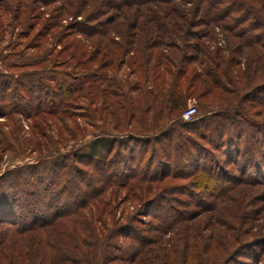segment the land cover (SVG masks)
Listing matches in <instances>:
<instances>
[{"label": "rangeland", "instance_id": "1", "mask_svg": "<svg viewBox=\"0 0 264 264\" xmlns=\"http://www.w3.org/2000/svg\"><path fill=\"white\" fill-rule=\"evenodd\" d=\"M240 1L226 0L222 7L228 9L231 6L233 9ZM77 12L81 17L75 16ZM245 12L249 11H232L227 17L234 23ZM12 14L16 15L15 19ZM258 16L259 13L252 10L247 14V20L239 24L237 29L245 28L244 37L264 35L263 24L249 32L250 25ZM157 17L162 19V24L163 20L169 22L166 28H170L174 36L166 35L160 44L147 49L146 53L152 51L156 56L161 50L160 45L163 48L160 52L166 54L178 53L175 48L164 49L168 45L177 44L183 50L179 49L180 53L169 65V71L164 70L163 64V69L159 68L160 64L156 68L153 58L150 64V68L154 67L152 73H161L155 83L152 78L147 79L151 71H145L144 58L133 63L130 52L121 50L120 57L112 53L106 58L101 54L92 57L95 53L93 46L100 39L123 44L125 40L138 39L141 33L142 43L156 44L162 40L156 35ZM221 26L212 18L205 0H170L166 3L0 0V80L3 83L0 91V175L5 170L32 164L36 160H67L70 163L75 160L72 154L79 147L78 154L88 155L89 150L98 148V155H101L109 143L99 144L98 136L115 140L109 159L117 154L118 160L121 153L127 154L131 149L135 155L133 168L138 164L143 168L146 164L151 165L153 171L161 161L165 163L163 156L156 153L160 147L154 136L158 137L161 131L174 127L173 121L181 118L189 105L196 107L193 118L225 107L224 103L211 102L212 94L201 95V82L207 80V76L199 79L200 87L194 82V87L184 90L194 74L204 75L201 71L206 72L213 66L216 69L212 72L214 76L225 71L224 74L232 75L237 71L234 65L237 61L239 68L243 63L246 67L245 58L241 59L246 51L239 54L233 50L240 39ZM93 30L103 32L105 36L94 34L88 38L85 33ZM197 44L202 46L197 62L181 61L180 54H197ZM216 53L218 55L214 57ZM105 61L107 65L99 68L98 64H105ZM181 66L188 68V73L178 79ZM37 76H43V81L56 97H43V110L38 114L22 113L20 109L14 111L19 108V102L30 99L31 96L20 98L21 95H29L28 87L36 93L37 89L27 83V78ZM79 81L83 83L82 87L72 97L62 99L58 87L73 82L76 85ZM246 90L235 92L233 89V94H225L223 98H231L237 93L240 96ZM54 98L57 102L49 103ZM250 109L252 118L264 120V107L257 105ZM245 124L243 122L244 127L249 128ZM181 132L209 149V156L200 162L221 161L236 182H232L230 187L218 188L217 192L221 189L223 196H214L209 188H195L189 178L181 176L190 168L192 160L180 158L179 161L170 160V170H174L178 177L168 176L163 182L146 184L131 191L123 187L108 188L102 197L107 210L112 212L105 215L102 237L106 240L112 228L128 223L136 238L124 233L108 239L110 244L115 243L120 249L111 251L127 260L113 259L106 264H264V168L249 160H237L238 165L227 164L225 160H219L223 157L219 150L212 149L198 134L186 129ZM75 165L86 169L80 163ZM115 166L119 170L124 168L121 161ZM123 170L129 171L127 168ZM166 198L170 200L167 205L186 212L183 217L187 218L163 229L157 218V209L145 208L144 202L151 200L152 204L162 206L168 201ZM240 242L249 244L237 246ZM19 243L27 244L23 249L29 253L36 246L31 245L28 238ZM25 259L17 261L28 264ZM0 262L6 264L4 259ZM35 264L41 262L35 259Z\"/></svg>", "mask_w": 264, "mask_h": 264}, {"label": "trees", "instance_id": "2", "mask_svg": "<svg viewBox=\"0 0 264 264\" xmlns=\"http://www.w3.org/2000/svg\"><path fill=\"white\" fill-rule=\"evenodd\" d=\"M124 1L131 3L135 0ZM138 1L170 2V0ZM258 1L241 0L233 9H231V6L227 9L222 7L226 0H205L208 3L212 18L221 24L224 30L231 32L234 37L240 39L233 50L236 49L239 54L246 51V53L243 52L245 55L241 57V59L245 58L246 67L243 63L239 68V62L237 61L234 63L237 71L232 75L224 74L225 71L224 73L221 72L219 76H214L212 72L216 69L213 66L206 72L205 70L201 71L205 73L204 75L202 73L194 74L184 90L194 87V82L197 87H200L199 79L202 80V77L207 76V80L204 79L201 82V95L212 94L211 102L224 103L225 107L221 106L218 111L190 120H182L178 117L173 121L174 127L161 131L158 137L154 136V141L160 147L156 150V153L163 156L165 163L161 161L153 171H151V165L146 164H144V167L142 166L143 168H140L141 164L133 168L135 155L131 149L128 150L127 154L121 153L118 160H116L117 154L112 155L109 159L115 140L112 138L107 140L103 138L105 136H98L99 144L104 146L109 143V147L101 155H98V152H100L98 148L97 150H89L88 155L86 153L78 154L81 148L79 147L72 154L75 160L70 163L67 160H36L32 164H22L15 166L14 169L5 170L0 175L2 177L0 178V260H6V264H20L21 262L18 263L17 260L25 258L26 262L28 260V264H35V259L41 264H106L113 259L127 260V258L123 259L124 256L117 257L118 254L115 255L111 251H120V249L117 245L115 246V243L110 244L108 239L124 233L130 235L132 239L136 237L129 229L130 224L123 223L112 228L108 232L106 240H104L102 237L103 221L106 219L105 215L111 214L112 210H107L104 205L105 198L102 196L108 188L123 187L131 191L140 189L146 184L149 186L153 183L163 182L168 176L178 177L174 170L173 172L170 170V160L179 161L180 158L192 160L190 168L183 171L181 176L189 178V182L195 188L198 187L201 190H208L209 188L214 192V196H223L221 189L217 192L218 188L221 186L230 187L232 182H236L231 171L225 170L221 161L214 160L213 162V159H211L209 162H200L206 160L209 149H205L204 145L200 146L195 139L183 134L181 132L183 129L198 134L201 140L205 141L212 149L219 150L223 155V159L220 158L219 160H225L226 163L228 162L227 164L238 165L237 160H249L250 163H255L258 167L264 168V120L259 121L252 118V114L249 112L250 107L253 108L257 105L264 107V42L262 41L264 35H262L263 33L260 36L248 34L249 36L244 37L245 28L237 29L240 23L247 20V14L252 10L258 12L262 19L258 16L256 22L250 25L249 32H253L252 29H256L260 24L264 25V1ZM240 10L249 12L242 14L233 23L227 16L232 11ZM65 15H68V13ZM75 16L81 17V13L77 12ZM13 17L15 19L16 15H13ZM156 20V35L162 39L156 44L150 46L142 43L141 33L138 39L135 37L131 42L125 40L123 44L115 41L110 42L109 40L103 42V39H100L96 46H93L95 53L92 57L101 54L103 58H106L110 53L113 56L120 57L122 50L123 53L130 52L132 54L133 60H131V56L129 60L133 63H137L139 60L141 61V58H144L146 62V64L144 63L145 71H151L154 68H150L154 57L156 68L160 64L159 68L163 69V66H161L163 64L165 65L164 70L169 71V65L173 64L174 58L183 48L177 44L168 45L164 49L175 48L174 50L178 53L166 54L163 51L160 52L163 49L160 45L161 50L156 53V56L152 51H149V54L146 53L147 49L160 44L166 35H168L167 37L174 36L173 31L166 28V25L169 24L168 21L163 20L164 23L162 24L160 23L161 18L157 17ZM171 29H173L172 25ZM85 34L88 38L94 34L105 36L103 32L98 30ZM126 46L128 48H125ZM196 47L197 54L194 56H187L186 53L180 54V60L185 61L188 59L190 62L196 63L201 54L202 46L197 44ZM217 55L218 53L214 54V57ZM107 63H99L98 67L103 69ZM199 63L201 64V62ZM251 64L252 66H250ZM141 65L140 63V67ZM216 65L218 66V62H216ZM230 66L231 64H229ZM246 69L251 71L245 72ZM186 73H188V68L179 67L178 79L184 78ZM160 76V72L154 75L151 71L147 79L152 78L155 83ZM27 79H29L27 83L35 87L37 91L34 93L28 87L29 95H21L20 98L27 99L26 97L31 96L30 99L19 102V108L14 109V111L17 112L20 109L22 113L38 114L43 110L41 106L43 97L52 98L56 96L43 81V76ZM45 79L56 80L55 78ZM17 83L20 84V82ZM82 84L79 81L76 85L74 82L61 85L58 87L60 91L58 94L62 99L72 97L74 92L82 87ZM175 87H178V85L176 84ZM2 89L3 83L0 80V91ZM233 89L235 92L241 89L247 90L240 96L238 93L232 95V100L229 96L223 98L225 94H233ZM181 92L183 93V91ZM54 102H57L55 98L49 103L53 104ZM243 122L249 125V128H245ZM176 127H179L180 130H177ZM100 137L101 139H99ZM141 155L142 152H140ZM120 161L124 164L123 169L127 168L128 172L123 169L119 170L115 166ZM76 162L86 169L76 166ZM227 182H231L230 185L225 184ZM157 197L161 198L162 196ZM166 199L168 201H162V206L152 204L151 200V202H144L145 208L157 209V213H159L157 218L161 221L163 229L187 218L183 217L186 212L174 209L171 204L167 205L170 200ZM157 213L153 215H157ZM25 238L31 240V245H36L34 249L31 247L32 253L23 249L28 246L27 244L22 245L19 243ZM141 238L143 239V237ZM246 244L249 243L240 242L237 246L242 245L244 247L247 246ZM108 248L111 254L108 252ZM15 258L16 260H14ZM0 264L2 263L0 262Z\"/></svg>", "mask_w": 264, "mask_h": 264}, {"label": "built area", "instance_id": "3", "mask_svg": "<svg viewBox=\"0 0 264 264\" xmlns=\"http://www.w3.org/2000/svg\"><path fill=\"white\" fill-rule=\"evenodd\" d=\"M196 112V107L194 105H189L181 114V118L183 120H190L192 119Z\"/></svg>", "mask_w": 264, "mask_h": 264}]
</instances>
